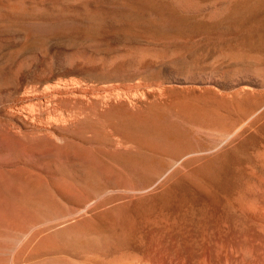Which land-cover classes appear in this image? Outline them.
Returning <instances> with one entry per match:
<instances>
[{
  "label": "rangeland",
  "instance_id": "374dc122",
  "mask_svg": "<svg viewBox=\"0 0 264 264\" xmlns=\"http://www.w3.org/2000/svg\"><path fill=\"white\" fill-rule=\"evenodd\" d=\"M255 177L264 0H0V264L203 261Z\"/></svg>",
  "mask_w": 264,
  "mask_h": 264
},
{
  "label": "bare ground",
  "instance_id": "6f19581e",
  "mask_svg": "<svg viewBox=\"0 0 264 264\" xmlns=\"http://www.w3.org/2000/svg\"><path fill=\"white\" fill-rule=\"evenodd\" d=\"M227 165L222 173H208L209 185L216 184L219 192L232 189ZM242 191L247 201L223 207L210 221L204 260L190 264H264V177H255Z\"/></svg>",
  "mask_w": 264,
  "mask_h": 264
},
{
  "label": "water",
  "instance_id": "95a60500",
  "mask_svg": "<svg viewBox=\"0 0 264 264\" xmlns=\"http://www.w3.org/2000/svg\"><path fill=\"white\" fill-rule=\"evenodd\" d=\"M217 74L221 75V79H215V76L212 75L211 80L205 81L203 79H199L197 82L201 84L212 83L223 89H233L245 85L257 87L260 85V80L254 75L249 74H241L238 76H232L229 72Z\"/></svg>",
  "mask_w": 264,
  "mask_h": 264
}]
</instances>
